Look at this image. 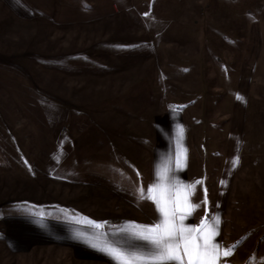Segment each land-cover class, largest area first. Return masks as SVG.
I'll return each instance as SVG.
<instances>
[{"label":"rangeland","instance_id":"obj_1","mask_svg":"<svg viewBox=\"0 0 264 264\" xmlns=\"http://www.w3.org/2000/svg\"><path fill=\"white\" fill-rule=\"evenodd\" d=\"M168 109L241 119L236 218L264 231V0H0V264H79L46 227L122 216L101 160Z\"/></svg>","mask_w":264,"mask_h":264},{"label":"crops","instance_id":"obj_2","mask_svg":"<svg viewBox=\"0 0 264 264\" xmlns=\"http://www.w3.org/2000/svg\"><path fill=\"white\" fill-rule=\"evenodd\" d=\"M239 119L237 116V121L236 119L233 123L230 121L228 126H224L223 132L220 128L209 132L206 129L209 122L198 124L190 122L179 109H168L155 115L153 121L143 127L146 132L138 134L137 144L130 147L135 151V154L133 153L135 156L130 155V148L127 147L128 155H125L126 150H123L120 155L101 160L110 164L106 165L108 170L105 172V185L115 189L114 192L107 189L106 193L109 192L113 198L116 197L115 208L122 209L123 215L112 216L107 219L105 225L101 222L99 224V221L88 222L82 216L65 217V220L59 221L56 229L46 227L49 231L48 236L51 234L52 237H56L58 245L69 249L73 260L79 264H116L108 254L98 250L106 245L121 248L135 245V249L129 250H142L146 242L136 239L131 230L136 226L153 225L160 219L156 205L152 200L144 198V195L152 194L150 189L160 183L158 173L167 168L169 180L164 183L169 186L167 195L173 200L178 185L186 186L196 181L201 182L196 185L194 194L189 193L190 202L199 207L192 211L191 215H187L183 223L188 227H199L203 220L215 229V220L220 219L219 235L214 237L213 242L222 248L233 249L230 257H221L220 264H264V231L260 234L253 233L244 227L247 225L244 219L237 221L236 218V211L240 210L242 202L238 201L240 199L238 197L243 188L240 171L243 122H239ZM181 128L182 136L179 134ZM221 141H226V144H220ZM216 144L218 148L222 147L220 154ZM181 147L186 149L187 157L186 167L182 170L177 169L175 163ZM254 187L246 191L255 200L250 198V205L244 202L250 208L252 203L258 205L256 194L260 193L264 198V187L262 189L261 186ZM184 191L188 190L185 188ZM155 194L159 197V191ZM181 214L178 213L177 216ZM11 222L9 219L4 221L6 230L3 237L0 236V240L4 241L9 251H13L19 242V237L13 234L11 228L14 222ZM125 229L128 231H123ZM196 235L199 237V233ZM198 242L202 243L201 240ZM1 248L2 245L0 250Z\"/></svg>","mask_w":264,"mask_h":264},{"label":"snow or ice","instance_id":"obj_3","mask_svg":"<svg viewBox=\"0 0 264 264\" xmlns=\"http://www.w3.org/2000/svg\"><path fill=\"white\" fill-rule=\"evenodd\" d=\"M179 134L182 136V128L179 129ZM186 159V149L181 147L175 161L177 169L182 170L186 167ZM158 178L160 183L150 189L151 195H144V198L152 200L156 205L160 219L153 225L136 226L131 230L136 239L146 242L145 247L137 251L129 250L135 249V245H128L127 248L106 245L98 250L108 254L116 264H168L173 261L176 264H220L221 257H230L233 254L232 248H222L213 242L214 237L219 235V218L215 220V229L203 220L199 227H188L183 223L187 215H191L192 211L199 207L190 202L189 193L194 194L196 185L201 182L196 181L186 186L178 185L173 200L167 195L169 186L164 183L169 180L168 169L159 172ZM185 188L188 191H184ZM157 191L159 197L155 194ZM178 213L182 214L177 216Z\"/></svg>","mask_w":264,"mask_h":264}]
</instances>
